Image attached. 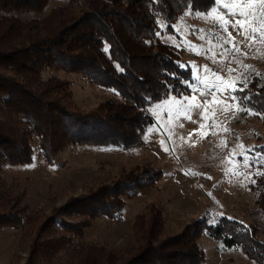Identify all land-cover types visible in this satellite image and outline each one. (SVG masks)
<instances>
[{"label":"trees","instance_id":"trees-1","mask_svg":"<svg viewBox=\"0 0 264 264\" xmlns=\"http://www.w3.org/2000/svg\"><path fill=\"white\" fill-rule=\"evenodd\" d=\"M50 1L0 0V229L20 228L27 209L22 195L5 185V167L30 164L36 153L53 164L76 144L123 150L143 145L144 132L155 122L148 107L192 93L184 50L161 38L160 20L175 32L187 10L208 12L214 6L212 0H69L42 16L17 15L40 13ZM59 71L79 74L117 96L91 110L74 107L71 83ZM253 84L236 95H247L244 104L264 112V85L252 92ZM164 173L145 164L53 207L37 227L25 264H206L203 233L264 264L257 227L228 216L216 222L202 216L179 232L165 233L166 215L153 203L148 212L135 214L132 235L122 247L86 240L84 228L93 220L121 219L127 200ZM257 186L264 213L263 178ZM71 216L84 218L71 221Z\"/></svg>","mask_w":264,"mask_h":264},{"label":"rangeland","instance_id":"rangeland-1","mask_svg":"<svg viewBox=\"0 0 264 264\" xmlns=\"http://www.w3.org/2000/svg\"><path fill=\"white\" fill-rule=\"evenodd\" d=\"M68 2L51 0L40 13L17 15L28 20L45 15L53 6ZM188 12L192 11L187 10L175 22V32H168L166 24L160 20L159 34L165 42L184 50L183 61L191 67L193 77H200L199 80H193V86L199 89V93L206 92V77L209 82H215L211 73L204 70L205 65L212 72L228 67L236 69L230 75L239 77L241 81L246 77L247 89H251L249 83L254 81L251 91L257 92L256 88L264 85V45H258L260 51L257 52L242 44L241 51L246 52L247 56H236L243 64L254 66V70L242 68L235 62L214 63L207 49L211 46L213 52L217 53L220 49L214 46L215 40H212L211 45L207 41L217 29L211 18L186 15ZM197 12L207 14L209 11L192 13ZM232 34L236 36L235 32ZM188 42L196 47V51L191 50ZM201 49L202 54H198ZM58 75L70 81L73 91L71 105L81 110H91L100 100L117 96L113 89L89 83L79 74L59 71ZM222 75L227 79L229 74ZM217 95L223 98L228 93ZM171 97L148 107L155 122L144 132V143L140 148L123 150L112 146L76 144L59 153L53 164L45 163L36 153L30 164L5 167L1 173L5 185L22 195L21 204H25L27 209L20 228L0 229V264L26 263L37 227L53 207L63 204L70 197L110 183L123 173L145 164L163 168V177L128 199L121 219L93 220L84 228L87 241L112 249L122 247L132 235L135 214L148 212V206L152 203L164 210L165 233L179 232L187 223L202 216H207L211 222H216L221 216H228L257 227L258 237L264 241V213L257 203L260 192L258 179L264 180V175H257L258 172L264 173V161L257 155H264V118L234 110L221 112L217 100L214 105L208 106L205 113L209 119L202 118L196 110H192V120H187L182 114L183 109L173 103ZM244 106L254 112L264 113L252 106ZM213 115L217 123L215 128L211 127ZM201 123L204 124L203 128L200 127ZM225 128L228 131H224ZM222 141H226L228 146H221ZM236 145L248 148L250 166H244L243 158L239 155L235 157L237 167L229 163V153ZM165 146L168 151L164 150ZM235 150L238 152L240 149ZM234 172L240 175H234ZM83 218L71 216L68 219L81 221ZM199 242L206 252V264H260L249 258L240 247H225L207 233L201 235Z\"/></svg>","mask_w":264,"mask_h":264},{"label":"snow or ice","instance_id":"snow-or-ice-1","mask_svg":"<svg viewBox=\"0 0 264 264\" xmlns=\"http://www.w3.org/2000/svg\"><path fill=\"white\" fill-rule=\"evenodd\" d=\"M212 5L214 6H210V11L207 14L188 12L186 15L194 14L202 19L211 18L217 31L211 33L207 43L211 45L212 40H215L216 44L214 46L220 49L219 53L213 52L211 46L207 49V51L212 54L211 58L213 62H235L242 68L254 70V66L243 64L242 60L237 59L236 56L237 54L240 56H247L246 52L241 51L242 44L244 47L255 49L257 52L260 51L258 45H264V0H212ZM229 29H231V31H229ZM233 32L236 33V36H233ZM236 37H240L241 39L237 40ZM201 39H204V37H201ZM188 45L191 50L196 51V47L192 46L191 42H188ZM202 51L203 49H201V52H198V54H202ZM217 56H219L218 60L216 59ZM204 70L210 72L211 77L215 81L209 82L208 78H205V93H199V89L193 86L192 81H188L186 83L188 87L192 89V94L189 96L181 95L180 98H170L173 103L183 109L182 114L187 120H192V110H196L197 115L202 118L209 119L205 113L208 111V106L214 105L217 100H219V110L221 112L234 110L247 115L264 118V113L254 112L244 106V101L249 99L247 95L239 96L233 94L245 92L247 88L246 77L243 81H241L239 77H232L230 74L236 71V69L231 67L226 69L222 68L219 72H212V70L205 65ZM222 73L229 74L228 78L225 79ZM257 75L259 74L257 73ZM199 79V76L193 77V80ZM241 83L243 84L242 87L239 86ZM197 93H199V95H197ZM218 93L221 95L223 93H228V95L221 98L217 95ZM213 112H215V108H213ZM211 121V127H217L214 115L211 117ZM200 127L203 128L204 124L201 123ZM224 131H228V129L225 128ZM189 135L191 136L192 134L190 133ZM161 143L162 145L164 144L163 141H161ZM221 146L227 147V142L222 141ZM236 148L240 150L237 152L235 150ZM164 150L168 151L169 149L165 146ZM247 152L248 148L243 145L234 146L233 151L229 153V163H231L234 168L237 167L238 165L235 161V157L239 155L243 158L244 166H250V158ZM257 155H260L261 160L264 161V155L260 153H257ZM233 174L240 175L239 172H234ZM257 175H264V173L258 172ZM246 178L250 179V177ZM252 183H255V181H252Z\"/></svg>","mask_w":264,"mask_h":264}]
</instances>
